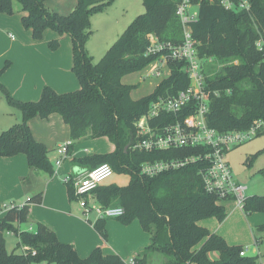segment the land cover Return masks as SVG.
<instances>
[{
  "label": "trees",
  "instance_id": "trees-1",
  "mask_svg": "<svg viewBox=\"0 0 264 264\" xmlns=\"http://www.w3.org/2000/svg\"><path fill=\"white\" fill-rule=\"evenodd\" d=\"M17 1L24 12L21 24L34 39H41L46 29L71 36V70L79 88L58 93L44 86L37 100L22 101L2 86L8 103L20 111L21 120L0 132V156L22 153L30 168L52 175L48 150L33 137L28 121L57 113L69 128L72 144L84 138L106 137L114 146L110 153L86 156L77 162L89 169L107 163L113 172L129 176L125 186H99L94 192L102 206L123 208V215L117 217L122 223L137 219L149 233L148 245L132 258L134 261L142 263L159 252L163 264H255L256 257L240 255L243 246L229 245L223 237L199 224L202 219L215 217L223 221L226 217L220 200L203 189L200 170L204 161L196 160L155 176L140 172L143 163L204 154L209 148L150 152L132 148L137 139L136 122L147 113L150 103L158 97L173 96L189 84L184 63L178 60H170L169 76L160 80L152 93L139 99L131 97L136 85L122 82L125 75L141 71L157 58L145 55L149 34L175 44L182 41V25L175 14L179 0H141L144 12L127 25L97 61L86 50L92 34L90 18L114 0H76L67 15L50 10L45 0ZM13 2L0 0V13L11 14ZM193 2L198 4V15L189 27L202 59L203 85L209 95L208 126L227 132L264 123V0H250L249 13L226 10L209 0ZM48 46L55 49L57 40L49 41ZM189 112L183 110L180 115ZM160 121L164 119L155 118L151 124ZM254 157L248 155L247 161ZM260 172L264 174V168ZM73 180L70 176L66 184L71 199ZM40 198L41 193L36 192L21 206L5 210L0 218V264H127L117 254H104L100 247L81 258L71 243L60 242L42 222L37 223L35 231L19 230L15 224L27 221L29 205ZM242 210L247 214L264 210V195L247 196ZM107 219L97 218L92 223L103 238ZM258 229L264 231V225ZM9 230L18 238L12 251L6 249L4 237ZM16 248L23 250L16 253ZM212 253H217V257L212 258Z\"/></svg>",
  "mask_w": 264,
  "mask_h": 264
},
{
  "label": "crops",
  "instance_id": "crops-1",
  "mask_svg": "<svg viewBox=\"0 0 264 264\" xmlns=\"http://www.w3.org/2000/svg\"><path fill=\"white\" fill-rule=\"evenodd\" d=\"M115 1L90 18L91 28L95 31L86 42V50L89 54H94L91 46L101 50L112 44L121 32L119 30L117 32V29L124 28L122 27L124 25H121L120 15L113 12ZM45 5L60 15H67L75 7L76 0H45ZM4 15V13L0 14V43L4 39L7 40L2 31L3 28H8L3 20L7 18ZM22 15L24 12L20 9L19 23L16 21V25L12 28L19 34V40L7 45V48L0 52L2 57L0 70L4 67L0 78L5 85L12 93L15 91L13 93L15 98L22 101L37 100L44 86H50L58 93L77 90L79 82L71 70L73 51L71 36L67 33L58 35L46 29L42 39L36 40L30 30L20 25ZM97 33H100L99 36H94ZM55 39L57 46L51 49L48 42ZM10 50H16L14 57L9 56ZM28 126L33 137L46 146L47 157L54 172L49 176L43 171L30 168L22 153L0 156V218L5 213L3 204L19 206L31 195L40 192V201L29 205L27 221L15 224L19 230L35 231L37 223L42 222L54 231L60 242L71 243L81 258L88 257L94 248L100 247L104 254H117L129 264L130 260L148 245L150 239L149 233L143 230L139 220L133 219L128 223H122L118 218H108L105 223L106 237L103 238L92 225L97 217L93 213L84 215L74 195V187L71 199L68 187L62 181L65 176L76 179L89 169L88 166L77 162L79 158L110 153L114 150V146L106 137L73 143L57 166L55 160L60 156L56 149L63 142L70 140L69 128L61 116L57 113H52L47 118L35 116L28 121ZM97 141H103L101 147ZM126 184L127 182H123L120 185ZM103 186L107 185L101 184V187ZM88 196L93 197V201H90ZM85 199L89 203L97 202L96 192L88 194ZM219 203L226 211L224 220L218 221L212 219L215 217H210L211 219L206 218L208 220L203 221L202 224L200 220L199 224L223 237L227 244L243 246L248 256L257 259L264 256L258 248L262 240L255 237L253 232V228L258 224L264 225V212L258 215L255 213L246 215L231 199L220 200ZM17 241L16 236L15 244ZM162 258L161 255L160 264H163ZM149 259L153 260L151 255L144 262H148ZM137 263L135 261V264Z\"/></svg>",
  "mask_w": 264,
  "mask_h": 264
},
{
  "label": "built area",
  "instance_id": "built-area-1",
  "mask_svg": "<svg viewBox=\"0 0 264 264\" xmlns=\"http://www.w3.org/2000/svg\"><path fill=\"white\" fill-rule=\"evenodd\" d=\"M209 1L217 2L226 10L246 13L251 11L250 0ZM197 7L198 4L193 0H179L176 6L175 14L182 25L181 42L175 44L171 41L159 40L153 34L148 35L145 55H157V58L149 64L147 75L160 76L166 67L170 74L168 62L178 60L184 63L183 70L188 75L189 84L173 96L158 97L150 103L147 113L136 122L137 139L132 148L145 152L175 150L183 147L209 148V151L204 154L143 163L140 172L147 176H155L181 168L190 162L202 160L205 166L200 170V176L205 192L216 196L219 200L231 199L236 206L242 208L247 197L245 195L247 187L234 178L225 152L255 137L263 129L264 123L257 122L248 129L227 132H218L208 126L206 115L209 95L203 85L202 59L198 57L197 43L189 27L190 23L197 19ZM9 36L13 38L12 34ZM183 110L190 112L181 116L180 112ZM159 117L164 121L152 125L151 120ZM71 144V140H67L57 147L56 151L60 157L55 160V165L58 166L61 163ZM112 174L113 169L109 164L100 163L73 180L74 195L85 216L91 213L97 218H117L123 215L124 210L120 206L104 207L98 202L89 203L85 199V196L101 186ZM69 180L70 176H65L62 181L67 184ZM14 206V204H3L2 208L7 210ZM5 234L11 235L13 232L9 230ZM32 254L35 252L33 251ZM240 255H246L245 248L240 251ZM35 264L47 263L41 261ZM129 264H135V261L131 259ZM255 264H264V256L259 257Z\"/></svg>",
  "mask_w": 264,
  "mask_h": 264
},
{
  "label": "rangeland",
  "instance_id": "rangeland-1",
  "mask_svg": "<svg viewBox=\"0 0 264 264\" xmlns=\"http://www.w3.org/2000/svg\"><path fill=\"white\" fill-rule=\"evenodd\" d=\"M113 12L114 14H119L120 19H121V25H124L121 30L117 29L119 31H123L127 25L138 15L139 13L144 12V7L142 5L141 0H116L113 3ZM21 9L20 4L17 0H14L13 2V12L11 14H5L6 19H3L4 22L7 24L8 28H3V33L5 34L7 40H2L0 43V52L4 51L7 48V45L11 44L12 42L16 41L18 39L19 34L13 30V26L16 25L20 16L19 15V10ZM3 14V13H0ZM21 25V22H20ZM18 28V27H17ZM53 31L50 29V32ZM95 29L92 28V32H94ZM116 31V30H115ZM55 32V31H54ZM103 32V31H102ZM116 32V33H117ZM119 32V34L121 33ZM9 34L13 35V38L9 36ZM100 33L95 34L94 36H99ZM116 35V34H114ZM43 37V35H42ZM41 37V39H42ZM19 40V39H18ZM90 40V39H89ZM17 42V41H16ZM94 42V41H91ZM95 43V42H94ZM47 44V42H46ZM111 44H108L106 48H92L94 52L93 55L89 54L93 57L94 61H97L98 59L101 58V56L107 51ZM16 50H10L9 56H15ZM0 60H2V57L0 56ZM3 61L4 58H3ZM166 67V66H164ZM150 68V65L146 66L143 68L141 71L130 73L128 75H125L122 79L124 83L128 84H134L136 87L132 90L131 92V97L133 99H139L145 95H148L152 93L154 90L155 86L159 82L160 79L166 78L169 75V71L167 70V67L165 68V71L160 75V76H155V75H147V72ZM2 86L7 88L9 93L14 96L13 93L8 89V87L5 85V82L0 78V132L7 129L11 125L18 123L21 120V114L20 111L17 109L16 106H13L8 103L7 97L5 94V91L3 90ZM16 97V96H15ZM19 99V98H16ZM99 137L96 138H84L76 142L81 141H86V140H94L98 139ZM100 140V139H98ZM101 142L103 141H97L98 145L101 147ZM91 151V150H89ZM248 155H255L254 159L252 161H247V156ZM225 157L227 161L230 164V167L232 169L233 176L236 180H238L240 183L245 185L247 189L245 190V195L248 196L251 193L256 194V195H264V174L260 172L261 169L264 168V127L263 129L252 139L249 141L237 145L235 147L230 148L225 152ZM123 182L129 183V176L124 173L120 172H113V174L108 177L102 185H117V186H125V185H120ZM126 184V185H127ZM90 201H93V197L88 196ZM244 212V211H243ZM264 210L262 211H256L252 212L255 213L256 215L258 214H263ZM245 213V212H244ZM248 215L247 213H245ZM255 215V216H256ZM111 219V218H110ZM211 219V218H209ZM216 220V218H212ZM109 220V219H107ZM208 219L201 220L202 222L206 221ZM263 225V224H262ZM258 226H255L253 228V232L256 235L255 237L261 238V244L258 246L259 250L264 253V231L259 230ZM5 241H6V249L8 251H12L15 247V241H16V236L15 235H4ZM16 253L21 252V248H16L15 249ZM212 258L217 257V253H212L211 254ZM151 258L153 260L151 261L150 259L148 262H142V263H137V264H160V259L161 255L159 253H153L151 254ZM163 260V258H162Z\"/></svg>",
  "mask_w": 264,
  "mask_h": 264
}]
</instances>
